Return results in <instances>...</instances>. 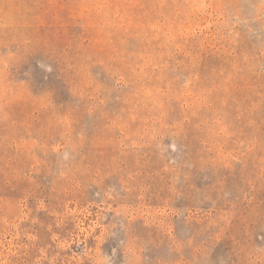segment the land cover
<instances>
[{"label":"rangeland","instance_id":"rangeland-1","mask_svg":"<svg viewBox=\"0 0 264 264\" xmlns=\"http://www.w3.org/2000/svg\"><path fill=\"white\" fill-rule=\"evenodd\" d=\"M0 264H264V0H0Z\"/></svg>","mask_w":264,"mask_h":264}]
</instances>
